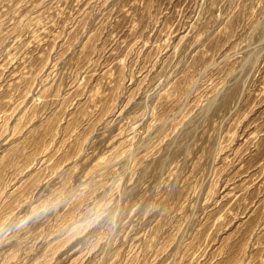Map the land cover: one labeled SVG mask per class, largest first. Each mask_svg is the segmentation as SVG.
I'll return each instance as SVG.
<instances>
[{"label":"rangeland","instance_id":"374dc122","mask_svg":"<svg viewBox=\"0 0 264 264\" xmlns=\"http://www.w3.org/2000/svg\"><path fill=\"white\" fill-rule=\"evenodd\" d=\"M0 264H264V0H0Z\"/></svg>","mask_w":264,"mask_h":264}]
</instances>
